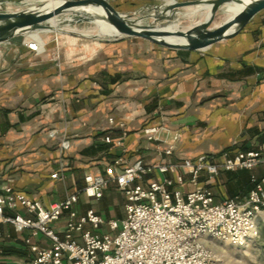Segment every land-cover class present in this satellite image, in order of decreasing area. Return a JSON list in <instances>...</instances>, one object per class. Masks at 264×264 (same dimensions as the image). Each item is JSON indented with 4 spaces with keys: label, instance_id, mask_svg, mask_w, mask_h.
Instances as JSON below:
<instances>
[{
    "label": "crops",
    "instance_id": "obj_1",
    "mask_svg": "<svg viewBox=\"0 0 264 264\" xmlns=\"http://www.w3.org/2000/svg\"><path fill=\"white\" fill-rule=\"evenodd\" d=\"M40 1L0 0V5L16 10ZM110 1L127 10L126 5L150 0ZM30 37L41 39L40 51L24 42L0 41V192L11 186L49 206L82 188L89 173L115 175L138 159L153 163L234 155L264 142V9L237 34L192 48H168L131 35L104 40L36 33L25 39ZM156 124L162 126L160 142L147 140L143 132ZM53 129L56 135L50 134ZM63 131L70 147L62 157ZM123 131L121 145L105 141ZM177 132L181 136L173 154H163ZM119 158L120 165L115 163ZM60 163L62 173L53 178ZM252 175L264 179V164L213 179L203 172L200 182L211 187L215 201L244 200ZM118 194L125 204L124 192L113 181L100 198L82 193L78 212L93 208L105 219L122 218ZM63 226V220L56 224L59 231ZM49 244L42 234L0 224V264H24L36 247Z\"/></svg>",
    "mask_w": 264,
    "mask_h": 264
},
{
    "label": "built area",
    "instance_id": "obj_2",
    "mask_svg": "<svg viewBox=\"0 0 264 264\" xmlns=\"http://www.w3.org/2000/svg\"><path fill=\"white\" fill-rule=\"evenodd\" d=\"M24 44L34 52L43 48L37 37L25 39ZM162 109L160 106L159 112ZM109 122L113 124L114 119ZM119 125L125 128V123ZM161 128L146 126V139L162 141ZM57 133L56 129L50 131L51 135ZM61 135L63 157L70 140L65 131ZM126 135L123 131L121 137H106L105 141L121 145ZM180 136L177 132L162 153L172 155ZM115 163L123 162L119 158ZM258 163L264 164V142L257 149L239 150L234 155L203 154L195 159L153 163L138 159L115 175L86 174L82 188L49 206L5 186L0 192V224H11L17 232L26 230L31 236L42 234L49 240L48 246L36 247L34 256L24 264H218L211 246L214 241L241 247L259 236V223L264 219V179L251 176L252 187L244 200L227 197L215 201L213 190L201 184L200 176L205 172L213 179L225 171L252 169ZM59 168L53 178L61 175L62 163ZM110 181L125 194L124 217L105 219L93 208L80 214V194L100 198ZM61 220L64 226L59 231L56 224Z\"/></svg>",
    "mask_w": 264,
    "mask_h": 264
},
{
    "label": "water",
    "instance_id": "obj_3",
    "mask_svg": "<svg viewBox=\"0 0 264 264\" xmlns=\"http://www.w3.org/2000/svg\"><path fill=\"white\" fill-rule=\"evenodd\" d=\"M54 1L58 4L51 7L49 4ZM231 3H242L243 6L227 22L212 28L219 9ZM201 4L210 6L209 14L194 25L183 29H165V26L174 22L159 24L164 19L174 18L179 8ZM262 9H264V0H174L171 3L166 0L160 4H153L150 15L135 20L131 15L115 8L110 0H42L16 10L0 8V41L23 43L25 38L33 33L78 34L99 39H116L123 35H131L168 48H192L237 34ZM141 12V10L134 11L133 15ZM197 13L198 10H194L190 14L195 16ZM62 14H69L62 22L64 26L75 25L77 28H83L81 24L84 22L99 21L109 24L115 33L107 37L65 30L57 20ZM146 17L152 18V22L142 23ZM171 36L182 41L166 40V37Z\"/></svg>",
    "mask_w": 264,
    "mask_h": 264
},
{
    "label": "rangeland",
    "instance_id": "obj_4",
    "mask_svg": "<svg viewBox=\"0 0 264 264\" xmlns=\"http://www.w3.org/2000/svg\"><path fill=\"white\" fill-rule=\"evenodd\" d=\"M166 0H150L144 4H140L138 6H130L126 5L125 8H128L127 10H120L122 12H125L129 15H131L132 19L137 20L141 16L144 15H150L152 13L151 7L153 4H160L163 3ZM114 4L113 1H110ZM38 3V2H37ZM35 4V3H33ZM32 4H26L20 6V8L29 6ZM201 5L198 6H190V7H182L177 9V13L175 14L174 18L167 20L164 19L159 22L161 25H166L170 22H174V25L176 28H186L191 25H194L198 20H203L204 16H200L198 12L197 15L192 16V11L194 8H199ZM19 8V9H20ZM15 10V9H13ZM141 10L142 12L140 14L133 15L134 11ZM240 10V5L231 3L222 6L219 11L217 12L216 18L212 24V28H215L217 26L222 25L223 23L227 22L230 19V14L233 11L238 12ZM69 14H62L59 17H57V20L61 25L63 26V29L65 30H72L75 32H79L77 30V27L75 25L67 26L63 25V20L67 18ZM152 18L146 17L143 19L142 23H149L152 22ZM97 24V25H96ZM99 21H96L95 23L92 22H84L81 24L83 28L86 29H93L94 26H97L93 32H89L88 35L91 34H99L101 36H107L106 34L102 33L101 27L98 26ZM157 23L155 22V25ZM95 31V32H94ZM108 32V31H107ZM81 33V32H80ZM50 34H55V33H50ZM104 40H112V39H104ZM116 200V207L117 209L122 211V217H124L125 212H124V201L122 198V195L118 194L115 198ZM259 236L253 240L249 245L247 246H234L232 244H229L227 242L223 241H214L211 246L215 250V253L219 259L218 264H264V219L260 220L259 223Z\"/></svg>",
    "mask_w": 264,
    "mask_h": 264
},
{
    "label": "bare ground",
    "instance_id": "obj_5",
    "mask_svg": "<svg viewBox=\"0 0 264 264\" xmlns=\"http://www.w3.org/2000/svg\"><path fill=\"white\" fill-rule=\"evenodd\" d=\"M43 1H44V0H43ZM167 2H168V3H171V2H174V0H167ZM57 4H58V2L54 1V2H51L49 5H50L51 7H54V6H56ZM235 4L240 5V8L243 6L242 3H235ZM194 10H198V12H200L199 15H200V16H204V19H205V18L208 16V14H209L210 6H209V5H202V4H201V7H199V8H194L193 11H194ZM235 13H236V11H233V12L230 14V18H231ZM204 19H203V20H204ZM96 25H97V24H96ZM98 26L101 27V29H102V30H101L102 33L108 35V37H109L110 35H112V34L115 33L114 29H113L109 24H107V23L99 22ZM62 28H63V27H62ZM96 28H97V26H94L93 29L77 28V30H79V32H81V33H84V34L88 35L89 32H93V30H95ZM165 29H177V28L175 27L174 23H172V24H169V25L165 26ZM75 30H76V29H75ZM75 30H74V31H75ZM107 31H108V32H107ZM94 32H95V31H94ZM33 34H36V33H33ZM166 40L174 41V42H181V41H182L181 39H179V38H177V37H174V36L166 37Z\"/></svg>",
    "mask_w": 264,
    "mask_h": 264
}]
</instances>
